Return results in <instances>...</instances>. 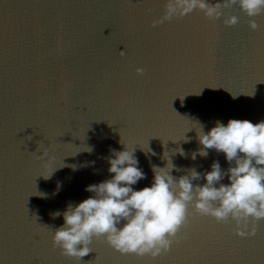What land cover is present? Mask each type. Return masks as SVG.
<instances>
[{"label": "water", "instance_id": "95a60500", "mask_svg": "<svg viewBox=\"0 0 264 264\" xmlns=\"http://www.w3.org/2000/svg\"><path fill=\"white\" fill-rule=\"evenodd\" d=\"M164 3L0 0V264H116L102 237L79 260L51 239L63 223L52 213L111 175L110 149L134 148L145 173L139 189L151 183L152 165L169 160L174 178L214 160L228 167L213 149L192 159L198 124L264 119V40L249 28L258 18L233 6L216 26L200 10L154 24ZM228 15L237 22L225 24ZM188 211L196 218L166 264H264V218L241 237L231 218Z\"/></svg>", "mask_w": 264, "mask_h": 264}, {"label": "clouds", "instance_id": "9594fccd", "mask_svg": "<svg viewBox=\"0 0 264 264\" xmlns=\"http://www.w3.org/2000/svg\"><path fill=\"white\" fill-rule=\"evenodd\" d=\"M233 6L248 17L264 13V0H165L163 15L153 23L193 10L216 19L222 8ZM223 22L234 24L237 17L228 15ZM249 28H256L252 19ZM120 54H124L123 50ZM135 71L139 74L143 69L137 67ZM198 125L201 147L193 152L192 159L197 154L207 156V150L213 149L223 154L228 162L226 169L214 160L208 171L201 173L191 168L174 178L170 174L174 165L169 160L165 167L152 165L151 183L135 189L133 185L145 178V173L138 167L134 148L110 149L105 158L109 178L86 185L85 191L91 195L78 203H69L62 212L52 213L63 218L62 225L52 232L53 244L62 254L81 258L92 251L89 245L93 237H102L120 253L155 257L169 249L177 229L185 222L189 204L197 214L218 222L231 218L237 225L234 229L237 236L252 235L255 229L249 226V218L253 221L264 218V119L255 123L248 119L229 118L226 123L217 120L207 131ZM178 151L183 154L182 149ZM46 156L41 151L38 155L41 160ZM92 163L71 167L75 170ZM225 176L228 182L221 183ZM201 177L204 183H193Z\"/></svg>", "mask_w": 264, "mask_h": 264}, {"label": "snow or ice", "instance_id": "6c2138e0", "mask_svg": "<svg viewBox=\"0 0 264 264\" xmlns=\"http://www.w3.org/2000/svg\"><path fill=\"white\" fill-rule=\"evenodd\" d=\"M192 14L193 13L191 12V13H188V14L183 15V16H177V17L171 18L169 20L185 19ZM262 16H264V13H261L260 15L256 16L258 18L256 20V28L254 30L253 29L252 30L254 32H259L261 39L264 40V25H262V23H261V17ZM169 20H164V21H169ZM207 20L209 23H212L216 26L217 18L216 19L207 18ZM190 218L195 219L196 217L194 216L193 213L189 212L188 208H187L185 222L177 229L174 237L172 238V243L166 252H163L162 254H160L158 256L152 257V256H148V255L138 256V255H135L133 253H120V252L116 251V255H115L116 264H166V259L172 252V246L178 244L184 238V233H185V230L187 229V227L190 223ZM252 224L254 226L255 231L252 235H250L248 237L253 236L257 230L255 221L252 220ZM241 237H244V236H241ZM52 246H53V248L57 247L54 244ZM75 259L79 260L80 258H75Z\"/></svg>", "mask_w": 264, "mask_h": 264}]
</instances>
